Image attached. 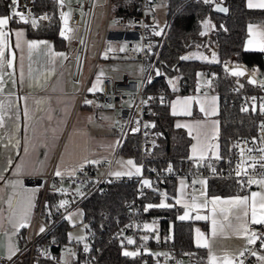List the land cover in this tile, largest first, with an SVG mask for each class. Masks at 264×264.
Instances as JSON below:
<instances>
[{
  "label": "crops",
  "instance_id": "0c3cea01",
  "mask_svg": "<svg viewBox=\"0 0 264 264\" xmlns=\"http://www.w3.org/2000/svg\"><path fill=\"white\" fill-rule=\"evenodd\" d=\"M3 1L5 12L0 15L6 14L9 11L10 0ZM107 10H109V18L105 38L102 39L101 36L100 43L90 57L87 56L85 44L84 55L76 81H73L72 77L76 68V47L79 39L68 45L65 38L62 37L63 46L55 48L52 40L49 38H31L27 37L26 34L24 35V40L46 41L51 45L53 52L64 54L63 57L55 58L52 64H37L35 60L32 61L31 67L34 70L39 69L41 72L51 73L48 76L47 84L43 88H29L27 83L21 86V73L23 72L25 80H27L30 62L26 45L22 43L21 48L15 47L16 37L14 33L17 30H22L25 33V29L21 25L9 24L8 26L13 33L8 41L9 58L12 59L13 66L11 68L6 67L5 71L12 73V79H9L7 75L4 77L5 91L0 95V102H3L6 106L9 102L12 104V107L3 114L4 123L0 127V197H2L0 199V256L2 257H7L9 243L17 248L16 236L23 229L21 228L18 232H14L13 224L8 223L10 215L9 197L18 201L13 221L18 222L26 212L29 223L34 215L42 184L47 175L51 176L48 183L49 188L51 187L50 189L54 191H58L56 189L59 187L60 189H65L66 192L58 191L63 194L71 190L67 178L80 165L91 164L87 162L90 160L98 161L99 163L110 161L109 174L111 175V173L116 171H129L130 166L126 164V161L131 159L141 168L139 176L143 174L141 163L136 162L131 156L120 152V147L117 148L115 127L117 111L112 108L103 107L102 102L93 99V93L96 91H88L94 83L100 89L104 78L116 80L122 78L124 75L130 78L136 76L137 60L127 58L125 51H119L120 47L125 45L124 40L133 37L134 33L125 32L112 26V17L118 15L113 11V0H110L109 5L104 9V16L99 22L98 29L102 35ZM61 13L60 11V24ZM207 15L209 16V14ZM210 20L212 21L211 17ZM67 23L69 26L79 28L69 23V17ZM261 26L264 27V23ZM109 47L112 50L107 51V58H104L105 52ZM212 53L205 55L204 53H195L193 51L191 56L194 55L198 58L203 55L207 56L210 60ZM215 53L216 58H218V49ZM220 59L217 61L219 62ZM159 71L164 75L168 88L174 90L168 83V78H173L172 80H177L175 90L179 89L176 74L165 75L163 70L159 69ZM101 73L103 75H100ZM98 76L100 77L99 81L97 80ZM208 80L198 76L192 90H188V92L183 94H174L168 101V110L172 115L173 127L177 128L176 125L178 123L189 126L178 128L183 130L189 137L188 157L192 155V145L196 144L198 139L205 145L209 143L214 146L218 145L219 124L217 113L219 98L217 93L211 90H202V88L207 87ZM81 91L85 92L83 96H80ZM9 93H11V96H9ZM189 97L193 99L191 103L186 105L185 101ZM35 100L44 102L42 111L37 112ZM85 100H91L93 103L85 105ZM173 104H175L176 115L172 114ZM185 107L191 111V115L185 113ZM202 108L203 111H201ZM102 117L107 119H102ZM110 145L113 147L110 148ZM217 151L219 155V146L218 149L214 147L211 151H208L205 160L216 159L212 153ZM192 161L193 164L200 165L204 160ZM57 170L62 173L61 176L55 175ZM97 171L100 172L101 169ZM132 171L134 172V169ZM122 176L128 177V175ZM139 176L132 175L131 177ZM37 180H40V182H37ZM17 181L20 183L17 184ZM181 181L186 185L185 179L178 178L175 180L173 189V202L181 208L177 215L178 219L184 214L186 209L183 206V202L180 204L176 203L177 198L189 203L192 197H196L197 203H201L204 200L208 201L207 206L199 208L196 211H191L189 217L183 220L192 222L193 246L203 249L202 253L200 254L199 252L197 257H190L185 254L184 260L188 264H208L210 253L218 259L225 255L231 258L237 256L245 247L246 240L235 236L231 232L224 235L217 233L213 236L211 229V218L213 216L212 199L219 197L220 200L227 201L236 196L248 195L250 197L252 192L261 191L259 185L252 184L244 193L240 194L218 195L206 193V182L208 180H204L205 183H201L202 188L200 190H189L186 185L183 188L184 195L181 197ZM54 182L58 183V185H52ZM159 192L163 193L162 190H159ZM162 198L161 196L160 200ZM224 206L227 207V205ZM216 213L217 217L222 219V217H219V207H217ZM198 215L209 216V219L198 220L196 219ZM250 215L251 201H249V220ZM150 223L152 227L156 228L155 221L151 220ZM197 229L204 234L203 237H198ZM197 239L206 240L209 247L197 246ZM257 251L264 252L261 248Z\"/></svg>",
  "mask_w": 264,
  "mask_h": 264
},
{
  "label": "built area",
  "instance_id": "2783aa9c",
  "mask_svg": "<svg viewBox=\"0 0 264 264\" xmlns=\"http://www.w3.org/2000/svg\"><path fill=\"white\" fill-rule=\"evenodd\" d=\"M157 2L158 0H136V7L131 14L114 15L112 17L111 24L113 27L125 32L134 33L133 37L125 39L124 41L126 45V57L137 60L138 62L136 76L130 78L124 75L122 78L116 80L104 78L101 82L100 90L93 93L94 100L102 102L103 105H112L111 108L117 111L115 121L117 141H119L117 148L121 146L126 136L137 135L139 137L138 149L142 155L151 153L158 146V134L153 130L152 123L145 118L147 111L145 100L148 95L145 92V87L148 85L149 79H153L154 61L158 54L161 40L168 27V23H165L161 28L158 25V19L153 11ZM223 2L224 0H214V3L224 4ZM19 3V10L25 14L30 12L31 16L37 20V27L45 20H41L40 17L46 16V14L35 10L37 0H19ZM212 4L207 5L211 6ZM92 8L93 0H80L78 3L70 6L69 23L80 28V37L76 47V68L72 77L73 81L78 79ZM108 18L109 10L106 11L102 39L105 38ZM205 20L209 22L207 28L203 25V21ZM28 25L33 28L31 23ZM144 25H147V27H144ZM215 29V24L206 15L200 22L199 35L208 37ZM154 31H159L161 34L159 36L154 35ZM201 32H205V34L201 35ZM210 43H212V46L209 47V53L215 52L217 50L215 40H211ZM137 44L142 46L139 51L134 50ZM226 63L228 65L235 63L244 64L238 61L235 56H232L229 58H221L218 62L219 68L224 71ZM244 66L249 69L256 67L261 73L257 79L264 80V56L262 67L255 64H244ZM200 74V78L209 79L215 75V71L213 69L202 70ZM168 79L172 80L173 78ZM233 79L234 84L228 88V91L234 96L235 105L240 110L242 107L248 108V111L245 112L255 116V119L253 120L250 134L240 135L234 138L231 145L232 155L229 165L224 167L213 165L204 167L188 164L183 171L169 172L165 169L152 178H148L144 174L139 177L112 176L109 174L111 167L110 161L85 164L82 168H77L73 172L74 174H71L67 178L71 190L62 194L53 210L46 208L44 201V193L51 179V176L47 175L43 184L41 183L42 188L33 217L28 223V226L24 227L16 236L15 241L18 251L10 261L0 256V264H20V259L24 260V263L21 264H58L62 257L68 264H72L76 259L79 264H92L93 251H97L98 246L96 245V231L90 225L91 220H83L82 223L86 233L85 236L87 237L86 243H88L90 249L87 253L83 251V244L77 243L75 240L70 242L67 236L58 239L55 235L50 234V231L59 221L65 219V216L71 210L75 207H80L89 196L105 191L109 183H134V198L124 203L125 218L116 223L111 229L110 234L111 238L117 241L123 248L141 252L140 255L136 256L138 261L135 264H188L184 260L185 250L175 246L171 232L159 233L154 227H152L153 231L144 229L143 225L150 223L151 219L146 215L144 205L139 203L138 198L150 189L156 188L159 182L161 183L163 181V178L168 180L183 178L189 190H200L202 188L200 181L214 179L233 180L239 187L246 189L250 187L247 184L246 176L242 174L238 177L236 175L238 171L236 165L242 160L241 150L245 152L243 159L247 160V148L258 149L264 147V144L261 143L264 140V131H261L260 127L261 124H264V113L259 111V106L264 103V89L259 84H248L246 77L239 79L233 77ZM185 87L186 83L180 82L179 89L172 90L168 88L167 91H159L158 96L160 100H166L174 94L188 92ZM202 90L208 91L209 89L205 87ZM84 94L85 92L81 91L80 96ZM252 98H255V100ZM253 105H255V111H253ZM137 121H139V130L132 132L131 129L137 127ZM145 124L149 126L146 128ZM253 140L256 142L252 143ZM251 155L259 157L260 153L254 151ZM248 162L251 163V161ZM98 169H101V171L98 172ZM247 171L249 174H254L264 172V169H260L259 167L255 170L247 168ZM146 177L151 182V187L142 186L141 181ZM254 178L260 177L259 175H255ZM193 181H196V183L193 184ZM52 185L55 186L58 183L54 182ZM77 188L80 190L79 194L76 191ZM61 200H67L69 203L64 208H60L59 204ZM85 225H87V228L84 227ZM41 227L45 229L43 233L40 232ZM251 227L264 232V226L252 225ZM143 236H147L148 239L146 241L142 240L141 237ZM128 237H131L135 243L129 245L127 243ZM248 247L258 250L260 243L257 241L255 245ZM45 249L48 251V256L41 254ZM66 249H71L75 253V256L68 255L65 251ZM153 249H155V253H160L161 255H154L155 253L152 252ZM241 259L245 260V264L258 263L256 258L248 253ZM235 264H239V259H235Z\"/></svg>",
  "mask_w": 264,
  "mask_h": 264
},
{
  "label": "trees",
  "instance_id": "16d2710c",
  "mask_svg": "<svg viewBox=\"0 0 264 264\" xmlns=\"http://www.w3.org/2000/svg\"><path fill=\"white\" fill-rule=\"evenodd\" d=\"M228 7L226 16L218 15L210 11V6L200 0H167L166 19L167 31L161 40L154 66L164 71L165 75L176 74L178 82H185L187 90H192L198 79V73L202 70L213 69L215 75L207 81V88L217 93L218 105V135L219 156L221 159L204 160L200 165L224 167L229 165L232 155V142L240 135L251 133L255 116L241 111L234 103V96L228 88L234 84L232 76L219 68L217 63L197 58L191 53L198 42L204 37L198 36L200 21L205 14L213 19L215 31L204 42L215 40L218 49V59L235 56L238 61L246 65H263L264 54H246L238 57L242 45L247 37V26L251 23L264 22V9H250L245 6L244 0H224ZM136 7V0H113V11L116 14L129 15ZM37 12H44L45 19L36 28L28 24L12 22L10 25H21L25 29L27 37L49 38L55 48L63 46V38L60 37V11L61 7L56 0H37L35 4ZM5 12L4 1L0 0V14ZM210 39V40H209ZM181 57H188L182 60ZM151 83L145 87L148 94L145 100L147 111L145 118L154 125L153 130L158 134V146L151 153L142 155L138 149L139 137L128 135L123 140L119 151L131 156L136 162L141 163L145 176L152 178L160 171L171 166L172 171H183L193 161L188 157L189 137L186 133L172 125V115L168 110L169 96L166 100H160L159 91H167L168 86L164 75L155 76ZM233 101V103H231ZM197 166V165H195ZM158 180V179H155ZM175 180L163 178L156 188L150 189L138 198L141 205L149 203L158 204L162 190L167 196L166 202L173 207L168 209L153 208L146 215L156 222L159 233L171 232L176 247L185 250L190 257H197L203 249L193 246L192 222L177 218L181 208L174 204ZM134 183H109L103 192L89 196L81 205L82 219L91 220V227L96 231L97 251H93L92 264H135L136 257H125L123 247L111 238V229L116 223L125 218L124 203L133 196ZM247 189L239 187L233 180L214 179L206 182L207 194L230 195L244 193ZM62 196L58 191L46 188L44 201L46 208L55 209L57 200ZM68 225L66 220L59 221L50 231L58 239L66 236ZM18 234V233H17ZM49 234V233H48ZM203 257V256H202ZM19 262L24 263L20 259ZM20 263V264H21ZM72 264H79L76 259Z\"/></svg>",
  "mask_w": 264,
  "mask_h": 264
},
{
  "label": "snow or ice",
  "instance_id": "6c2138e0",
  "mask_svg": "<svg viewBox=\"0 0 264 264\" xmlns=\"http://www.w3.org/2000/svg\"><path fill=\"white\" fill-rule=\"evenodd\" d=\"M56 2L63 7L68 0H56ZM204 4H212L214 3V0H202ZM20 3L19 0H10L9 5V11L6 14L0 15V95H2L5 91L4 89V83L5 79L4 77L7 75L9 79H12V73L6 72L5 68H11L13 66L12 59L9 58V37L13 34L12 31L9 29V24L12 22L16 23H22V24H29L31 23V26L33 28L37 27V20L31 16V13L25 14L24 12L19 10ZM248 7L249 8H259L264 9V0H248ZM218 11H227L224 8H217ZM70 16V13L62 12L61 18L65 21V24L67 23V19ZM18 18V19H17ZM41 20L48 19L47 16H41ZM208 21H203V25L205 28L208 26ZM144 27H147V25H144ZM66 31L71 32L73 31L71 28H62L60 31L61 37L65 39H70L69 36H66ZM161 33L159 31H154V35L159 36ZM201 35H204L205 32H201ZM16 37V48H21V44L23 43L27 47L28 52V58H29V68H28V76L27 80H25V76L23 72L20 76V83L21 86H24L25 83H27V86L29 88H43L45 84L48 82V76L51 74L50 72H41L39 69L34 70L31 67V63L33 60L37 64H52L57 57H63V53H55L51 50V45H49L46 41H36V40H24L25 33L22 30H17L14 33ZM248 35L249 38L247 41L242 45V50L240 53H237L238 57H242L246 54H264V27L257 26L256 29H254V26L249 25L248 27ZM141 45L137 44L135 46L136 51H139L141 49ZM126 45H122L119 49V51L123 52L125 51ZM111 47H109L104 55V58H107V51H111ZM199 59L208 61L209 63H217L216 53H212V57L209 60L207 56H199ZM182 60L188 59V57H181ZM224 71L236 78L246 77L248 84H259L262 89H264V80H258L257 77L261 75L259 70L256 67H252L251 69L244 66L242 63H235L228 65L226 63ZM100 75H103L101 73ZM157 76H161L162 73L157 70L156 71ZM198 76L201 75L200 73L197 74ZM100 77H97V80L99 81ZM15 82V81H13ZM151 83V79L148 81ZM169 85L173 87L175 90V83L173 80L169 79L168 81ZM100 90L97 86V84H93L90 89H88L89 92H94ZM9 96H11V93H9ZM163 99V98H161ZM192 97L187 98L185 101V104H189L192 101ZM215 99V98H213ZM255 100V98H252ZM36 105L37 112L43 110V101L41 100H35L34 101ZM93 101L91 100H85V105H91ZM143 103V102H142ZM12 107L11 102L6 106L3 102H0V127L3 126L4 123V117L3 114ZM103 107L111 108L112 105H103ZM185 113L188 115H191V111L185 107L184 109ZM203 111V108L201 109ZM241 111H248V108L242 107ZM253 111H255V105H253ZM259 111L261 113H264V103H262L259 106ZM173 115H176L175 111V104H173ZM207 114V113H206ZM102 119H107L105 117H102ZM137 127L131 129L132 132H136L139 130V121L136 122ZM199 124V122H197ZM149 125L145 124V127L147 128ZM154 127V125H152ZM177 128L180 127H189L188 125H182L177 124ZM261 131H264V124H261ZM256 141L253 140L252 143H255ZM262 144H264V140L261 141ZM116 144H119V141H116ZM112 148L113 146H109ZM214 147L218 149V145L214 146L212 144L205 145L203 142L199 141L196 144L192 145V155L189 156L190 160H205L207 158V152L211 151ZM27 151V149H25ZM254 151H258L260 153L259 157H256L254 155H251ZM213 156H215L216 159H221L217 152L212 153ZM247 160H244L243 157L245 156L244 150H241V162L237 163L236 168L238 171L236 172V175L239 177L242 174L247 177V184H257L259 185L261 191H254L251 193V196L248 195L245 196H236L230 200L222 201L219 197H214L212 199L213 204V216L211 218V229L212 234L215 236L217 233H220L222 235L227 234L228 232H231L237 237H242L246 240L245 247L239 252L238 256L235 258H231L228 255H225L224 257L218 259L211 253L208 257V264H235V259H239V264H245V260L241 259L242 257H245V254L248 253L252 257H255L256 260L259 262V264H264V252H258L257 250H254L248 246L255 245L257 241L260 243V248L264 250V232L258 231L254 228H252V225H260L264 226V172L260 173H254L249 174L247 171V168H251L253 170L257 169L259 167L260 169H264V147H260L258 149L253 148H247ZM248 161H251L249 163ZM88 163H97L98 161H87ZM126 164L129 167V171L127 172H120L116 171L111 173V175L115 177H121L122 175H128L131 177L132 175L139 176L141 173V168L137 166L133 160L129 159L126 161ZM82 168L83 165H80ZM19 168V166H18ZM134 169V172L132 171ZM169 172L172 171L171 166L167 169ZM74 174V173H71ZM56 176H61L62 173L57 170L55 173ZM255 175H259V179L254 178ZM17 184L20 182L17 181ZM196 181H193V184H195ZM200 183H205L204 181H200ZM141 184L143 187H151V182L147 179H143L141 181ZM186 185L183 181H181V191L180 196L182 197L184 195L183 188H185ZM60 192H66L65 189H58ZM77 193L79 194V188H77ZM161 196L163 197L159 204H146L144 206V211L148 212L150 209L158 208V209H168L173 207L172 204L166 203L167 196L163 193H161ZM2 199V197H0ZM249 201H251V215L249 220ZM183 202V206L185 207V212L182 216L179 217L180 220H185L189 217V213L191 211H196L199 208L205 207L208 204L207 200H204L201 203H197L196 197H192L191 202L182 201L180 198L176 199V203L180 204ZM18 201L16 199H13L12 197L8 198V204H9V217H8V223L13 224L14 232H18L21 228L28 226V217L27 213L25 212L21 218L18 220V222L13 221V217L15 216L16 212V206ZM69 202L67 200H61L59 207L64 208ZM224 205H227L225 207ZM219 207V217H217L216 209ZM73 215H79V213H69L67 216H65V219H67L69 222H72ZM196 219L198 220H208L209 216H196ZM87 228V225L84 226ZM144 229L148 231H153L152 226L149 224L143 225ZM44 228H40V232H44ZM198 237H203V233L200 232L199 229L196 230ZM69 241L75 240L77 243L83 244V251L85 253L89 252V245L86 243L87 237L86 236H78L74 237L71 234H69L68 237ZM142 240H147V236L141 237ZM127 243L129 245H132L135 243V241L131 238H127ZM197 246L199 247H209L206 240L202 241L201 239H197L196 241ZM18 249L11 243H9L8 246V255L6 259L9 261L12 259V257L16 254ZM68 255L75 256V253L71 251V249L65 250ZM44 256H48V251L45 249L42 253ZM141 252L139 251H124L123 255L125 257H136L140 255ZM154 255H161L160 253H155ZM166 255V254H164ZM58 264H68L66 260L61 258V260L58 262Z\"/></svg>",
  "mask_w": 264,
  "mask_h": 264
},
{
  "label": "rangeland",
  "instance_id": "374dc122",
  "mask_svg": "<svg viewBox=\"0 0 264 264\" xmlns=\"http://www.w3.org/2000/svg\"><path fill=\"white\" fill-rule=\"evenodd\" d=\"M79 1L80 0H68V2H66L63 7L60 6L61 7V12H67L68 13L70 11V6L72 4L78 3ZM254 2H255V0H254ZM108 3H109V0H93V8H92V13H91V18H90L89 31L87 33V39H86V52H87V56L88 57L92 56L94 49L100 43V39H101L102 35H101V32L99 31L98 27H99V22L102 20V18L104 16L103 15L104 14V9L107 8ZM166 3H167V0H158L157 4L155 5V7L153 9V11H154V13H155V15H156V17L158 19V25L160 26V28L162 26H164L165 23H167V19H166ZM245 5L248 7V0H245ZM206 15L207 14H205V16ZM212 21H213V19H212ZM213 23H214V21H213ZM263 23H260V22L259 23H251L249 25L254 26V29H256L257 26L262 27L261 24L263 25ZM199 25H200V23H199ZM249 25L247 26V37H246L244 43L249 38V35H248V27H249ZM62 28H71L73 30L71 32H67L66 31V33H65L66 36L70 37V39H65V41H66V43L68 45L71 44V42L77 41L79 39V35H80L79 28L69 26L68 23L65 24V21L61 18V24L59 26V33H60ZM198 36L201 39L202 36L199 35V31H198ZM204 38L207 40L209 37H204ZM206 40L201 39L197 43L198 45L195 46V50H194L195 53L196 52H200V53H204L205 55H208L209 47L212 46V43H210L211 41H209L207 44L205 43L206 44L205 45L204 42ZM131 63L133 64V62H131ZM173 81L175 83V87H177V80H173ZM58 189H60V187L57 188L56 190H58ZM69 213H79V215H73L72 222H69L67 219H65L66 223L68 225V228L66 230V236L69 237V234H71L74 237H78V236H81V235L85 236L86 233H85V230H84L83 224H82L83 223V219H82V209H81V207H75ZM148 224L150 226H152L151 223H148ZM123 251H131V250L128 249V248H123ZM152 252L155 253V249H153Z\"/></svg>",
  "mask_w": 264,
  "mask_h": 264
},
{
  "label": "water",
  "instance_id": "95a60500",
  "mask_svg": "<svg viewBox=\"0 0 264 264\" xmlns=\"http://www.w3.org/2000/svg\"><path fill=\"white\" fill-rule=\"evenodd\" d=\"M217 8H224L226 9L227 11H218ZM210 11L215 13V14H218V15H222V16H226L227 13H228V7L225 5V4H221V3H213L211 6H210ZM159 70L157 67H154L153 68V72H154V75H156V71ZM37 182H40V180H37Z\"/></svg>",
  "mask_w": 264,
  "mask_h": 264
}]
</instances>
